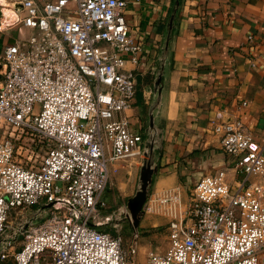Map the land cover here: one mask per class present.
Returning <instances> with one entry per match:
<instances>
[{
    "label": "built area",
    "instance_id": "2783aa9c",
    "mask_svg": "<svg viewBox=\"0 0 264 264\" xmlns=\"http://www.w3.org/2000/svg\"><path fill=\"white\" fill-rule=\"evenodd\" d=\"M3 1L16 18L2 14L0 33L29 32L4 45L0 62V261L133 264L137 235L125 251L119 235L99 228L110 219L102 194L116 163L130 174L142 162L144 133L129 114L142 47L129 32L127 1ZM210 126L233 164L201 176L186 197L181 184L147 196L144 215L166 219L169 243L140 264H264V143L253 147L224 109ZM23 135L32 154L43 150L37 166L19 156ZM35 204L49 216L21 220L6 235L12 211Z\"/></svg>",
    "mask_w": 264,
    "mask_h": 264
},
{
    "label": "crops",
    "instance_id": "0c3cea01",
    "mask_svg": "<svg viewBox=\"0 0 264 264\" xmlns=\"http://www.w3.org/2000/svg\"><path fill=\"white\" fill-rule=\"evenodd\" d=\"M126 1L130 35L142 47L135 69L142 100L135 94L129 114L142 131L136 113L153 99V71L165 42L172 0ZM175 16L161 77V103L153 110L159 149L154 151L156 172L149 194L230 168L232 157L223 152L210 126L219 109L241 119L253 147L264 143V0H182ZM14 31L24 36L29 32L21 26Z\"/></svg>",
    "mask_w": 264,
    "mask_h": 264
},
{
    "label": "rangeland",
    "instance_id": "374dc122",
    "mask_svg": "<svg viewBox=\"0 0 264 264\" xmlns=\"http://www.w3.org/2000/svg\"><path fill=\"white\" fill-rule=\"evenodd\" d=\"M16 26L19 27V25ZM16 26L13 27V29H8V27H6L2 34H0V62L2 61L1 56L6 42H8L7 44H11L15 40L24 39L26 37L21 32L15 33L14 30L17 28ZM144 81L146 80L144 79L141 83ZM150 102L151 97L150 100L148 99L144 106L137 111L138 113H136L139 123L143 126V130L147 126V106ZM16 145L20 146L19 156L25 165H39L43 154L42 149H37L39 154H32L31 141L26 138L25 135L16 141ZM140 166L134 167L135 169H133L130 174H127L125 164L123 162L116 163L117 169L112 172L110 183L102 194V198L105 199L107 203V208L103 214L110 216L108 222L104 223L102 227L106 228L108 231L110 230L122 238V247L125 251L128 250L129 245L132 243L133 234L137 235L138 247L137 253L134 256L133 264H140L143 262L145 252L148 249L163 251L167 248L169 243L167 239L166 219L160 214L150 212L143 216L145 218L142 224L140 221L139 226L136 228L137 232H135L133 225L130 222L126 202L129 197L134 195L137 188ZM181 181L183 193L186 197L190 194V189L192 188L195 180L192 179L186 184L183 180ZM234 190L235 189L232 188L231 192H234ZM47 216H49V207L45 205L43 206L42 204L31 205L21 211H12L8 217L5 234H12L16 223L21 220H27L33 217V223L36 225L42 222ZM21 242L22 236H17L14 247L19 246ZM0 264H6V262L0 261Z\"/></svg>",
    "mask_w": 264,
    "mask_h": 264
},
{
    "label": "water",
    "instance_id": "95a60500",
    "mask_svg": "<svg viewBox=\"0 0 264 264\" xmlns=\"http://www.w3.org/2000/svg\"><path fill=\"white\" fill-rule=\"evenodd\" d=\"M179 8L178 0H175L174 5L171 6L169 19L166 25L165 42L162 47L158 68L153 71L154 81L150 92H152L153 99L148 108L147 126L145 128V137L143 142L142 162L138 175L137 188L133 196L129 197L126 202V207L129 211V219L135 232L136 228L144 216L145 201L149 194L152 178L156 172V163L154 158L155 149H159L157 142V127L154 123L153 110L158 108L161 103V77L167 67L166 60L168 58L169 40L172 35L173 20ZM2 12L0 9V17Z\"/></svg>",
    "mask_w": 264,
    "mask_h": 264
},
{
    "label": "bare ground",
    "instance_id": "6f19581e",
    "mask_svg": "<svg viewBox=\"0 0 264 264\" xmlns=\"http://www.w3.org/2000/svg\"><path fill=\"white\" fill-rule=\"evenodd\" d=\"M0 2L4 4L3 0H0ZM1 11H2V14H3V22L11 23V22H13L15 20L16 15L12 11V9L4 6Z\"/></svg>",
    "mask_w": 264,
    "mask_h": 264
},
{
    "label": "trees",
    "instance_id": "16d2710c",
    "mask_svg": "<svg viewBox=\"0 0 264 264\" xmlns=\"http://www.w3.org/2000/svg\"><path fill=\"white\" fill-rule=\"evenodd\" d=\"M174 3H175V0H172V5H174ZM181 3H182V0H178V4H179V6L181 5ZM167 18H169V15H168V17ZM177 20V17L176 16H174V21H173V25H175V21ZM137 90V88H136V96H137V99L138 100H140V102H141V100H142V93H141V91H138ZM153 181H154V177L152 178V183H151V186H152V184H153ZM99 228H101V230H103V231H106V232H108L109 234H111V235H116L115 233H113V232H111L110 230L108 231L106 228H103L102 226H100Z\"/></svg>",
    "mask_w": 264,
    "mask_h": 264
}]
</instances>
